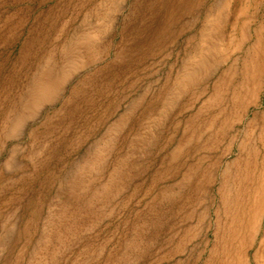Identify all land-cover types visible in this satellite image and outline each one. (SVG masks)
<instances>
[{"label": "rangeland", "instance_id": "1", "mask_svg": "<svg viewBox=\"0 0 264 264\" xmlns=\"http://www.w3.org/2000/svg\"><path fill=\"white\" fill-rule=\"evenodd\" d=\"M185 1L0 0V264L232 259L217 233L264 184V0H202L196 38Z\"/></svg>", "mask_w": 264, "mask_h": 264}, {"label": "bare ground", "instance_id": "2", "mask_svg": "<svg viewBox=\"0 0 264 264\" xmlns=\"http://www.w3.org/2000/svg\"><path fill=\"white\" fill-rule=\"evenodd\" d=\"M216 13H218V17L221 15V6L218 5L216 9ZM216 25H219V20H216ZM262 74V73H261ZM56 90V89H55ZM261 98V97H259ZM264 130V127H263ZM262 142V141H261ZM264 146V137L263 142ZM218 171V170H217ZM215 184L217 187V200H220V210H224L225 206L229 205L228 194L230 193V186L228 181L224 182L222 174H219L218 178L215 179ZM259 187V185H258ZM257 193H254L253 198L255 199L253 205L249 207V219L244 222L243 218L241 219L240 225L235 228H230V234L233 235L231 238H225L224 236L228 235L229 231L217 233L219 238V245L224 247H233L234 244H237L238 249L231 254L232 259L224 260L223 258L219 259L217 255H213L212 264H264V235L260 242L258 243V248L254 253L253 260L249 259L247 256L246 259V251L252 249L255 245L257 237L260 235V228L262 227L264 220V184L259 189L256 190ZM220 212L217 213L219 216ZM235 220V217L233 218ZM236 223V220H235ZM225 234V235H224ZM236 234H238L236 236ZM224 235V236H223ZM234 243V244H233ZM204 254L198 258V261L195 264H201L203 262ZM205 263V262H204ZM180 264V262H178Z\"/></svg>", "mask_w": 264, "mask_h": 264}, {"label": "crops", "instance_id": "3", "mask_svg": "<svg viewBox=\"0 0 264 264\" xmlns=\"http://www.w3.org/2000/svg\"><path fill=\"white\" fill-rule=\"evenodd\" d=\"M179 6V23L185 25V34L196 38V27L203 21L202 0H186L184 5L180 2ZM182 29L183 27L181 34Z\"/></svg>", "mask_w": 264, "mask_h": 264}]
</instances>
